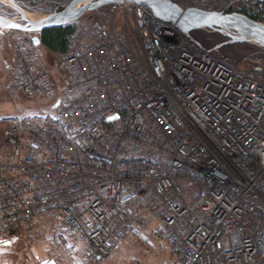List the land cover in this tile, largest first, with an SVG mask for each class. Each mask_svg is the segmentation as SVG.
Returning a JSON list of instances; mask_svg holds the SVG:
<instances>
[{
  "label": "built area",
  "instance_id": "2783aa9c",
  "mask_svg": "<svg viewBox=\"0 0 264 264\" xmlns=\"http://www.w3.org/2000/svg\"><path fill=\"white\" fill-rule=\"evenodd\" d=\"M173 1L224 12L247 0ZM112 7L122 25L92 16L62 75L36 32H11L10 85L52 103L59 74L68 98L0 127V237L53 219L72 264L126 263L144 238L165 243L166 264H264V68L219 57L146 5Z\"/></svg>",
  "mask_w": 264,
  "mask_h": 264
},
{
  "label": "rangeland",
  "instance_id": "374dc122",
  "mask_svg": "<svg viewBox=\"0 0 264 264\" xmlns=\"http://www.w3.org/2000/svg\"><path fill=\"white\" fill-rule=\"evenodd\" d=\"M14 1L20 8L25 9L28 12L35 13L38 16H43L48 12L62 7L68 0ZM256 2H260L262 4L264 0H247L244 4L236 7L235 11H246L250 13L253 4ZM112 10L113 7L111 5H106L96 10L85 12L75 22H73L75 23V33L73 36L72 46L79 47L87 45L89 42L87 30L90 18L95 16L99 11H102L103 14L107 16L110 14L112 15L114 13ZM0 13L15 18H18L20 15L12 5L3 1H0ZM111 20L113 21V25L115 27L121 26L122 14L118 13L117 15L115 12L111 16ZM258 21L264 23V20L260 19ZM10 32V30H4L3 35L7 33L10 37ZM222 36V39L215 42L211 49L218 56L221 54H218L217 52L219 50H223V46L233 44L228 43L229 38L224 33H222ZM6 42L2 44V49L4 54L8 56L9 53H7V51L9 50L7 47L9 46L10 48V45L6 44ZM241 43H245V45L243 47L234 48V52L232 54H240L242 57L237 59L236 56H230V58L226 60L239 63L240 65L249 68H264V59L260 56L261 51L252 46H256L258 48L261 47L252 42ZM41 54L48 64L59 65L61 75L64 73L63 54L48 52L44 49L41 50ZM228 55H230V53H228ZM4 74L2 63L0 61V76ZM52 83L57 96L62 98L63 101H66L68 97L63 92L62 81L59 74L53 77ZM50 108L51 104L46 99L35 98L20 91L10 92L1 84L0 81V122L7 116L11 118L16 114L37 115L38 112H46ZM0 127L2 126L0 125ZM24 229L14 237L13 242H11V240L0 239V264H72L69 257H67L66 253L63 251L61 240L59 239V234L63 233L64 230L58 225V223L55 222V220H37L34 224L27 227V229ZM70 236L75 240L77 247L81 248L78 238L72 233ZM5 241H8V243H5ZM159 241H161V238L158 239V242ZM161 245L163 247L162 252L158 250L156 243L150 238L138 239V241H129L126 247V255L128 257V261L126 263H120V259L113 255L104 264H166L170 260L171 254L165 243H161ZM31 246H38L39 251L43 252V254L45 253L44 257H34L30 250Z\"/></svg>",
  "mask_w": 264,
  "mask_h": 264
},
{
  "label": "water",
  "instance_id": "95a60500",
  "mask_svg": "<svg viewBox=\"0 0 264 264\" xmlns=\"http://www.w3.org/2000/svg\"><path fill=\"white\" fill-rule=\"evenodd\" d=\"M1 1L12 5L20 15L15 18L0 14V35L4 29L41 32L46 28L71 24L87 11L110 4L134 2L146 5L156 17L173 24L191 40L193 39L190 35L192 30L208 29L224 33L229 38L228 43L252 42L264 49V23L238 11L181 9L173 0H68L61 8L31 19L26 14L32 12L20 8L14 0ZM12 25H19V27H12ZM34 43L40 44V37L35 36ZM57 105L58 101L53 107Z\"/></svg>",
  "mask_w": 264,
  "mask_h": 264
},
{
  "label": "trees",
  "instance_id": "16d2710c",
  "mask_svg": "<svg viewBox=\"0 0 264 264\" xmlns=\"http://www.w3.org/2000/svg\"><path fill=\"white\" fill-rule=\"evenodd\" d=\"M61 8V7H59ZM233 11V9H227L225 12ZM248 17L254 20H264V2L261 4L260 2H256L253 4L252 10L250 13L246 11H239ZM75 33V23L64 24L60 26L50 27L42 30L40 32V40L42 47L44 50L48 52L63 54L74 47L72 46L73 36ZM190 35L195 39L203 48L212 49V45L222 39V33L218 31H211L208 29H195L190 32ZM245 43H233L227 44L223 46V50H219L217 53L221 54L219 56L229 59L230 56H236L237 59H240L242 56L232 54L234 52V48L243 47ZM257 50L261 51V58L264 59V49L258 48L256 46H252ZM230 53V55H228ZM224 55V56H223ZM239 64V63H237Z\"/></svg>",
  "mask_w": 264,
  "mask_h": 264
},
{
  "label": "crops",
  "instance_id": "0c3cea01",
  "mask_svg": "<svg viewBox=\"0 0 264 264\" xmlns=\"http://www.w3.org/2000/svg\"><path fill=\"white\" fill-rule=\"evenodd\" d=\"M5 42H6V44L10 45V48H9V46L7 47L9 50V51H7V53H9L8 56L4 54L3 49H2V44ZM10 57H11V42H10L9 35L6 33L5 35H1V38H0V61L2 63V67H3L4 73H5L4 75L0 76V81H1V84L3 86H5L6 89H8L10 92H15L17 90H15L11 87L10 82H9V78H8V73H7V62L10 59ZM11 118L8 116L5 117V119L0 122V125L5 126Z\"/></svg>",
  "mask_w": 264,
  "mask_h": 264
},
{
  "label": "flooded vegetation",
  "instance_id": "af4514ba",
  "mask_svg": "<svg viewBox=\"0 0 264 264\" xmlns=\"http://www.w3.org/2000/svg\"><path fill=\"white\" fill-rule=\"evenodd\" d=\"M31 247H30L31 248V252H32L34 257H37V258H39V257L43 258L44 257L45 253L43 254V252L39 251V247L38 246H36V247L35 246H31Z\"/></svg>",
  "mask_w": 264,
  "mask_h": 264
},
{
  "label": "bare ground",
  "instance_id": "6f19581e",
  "mask_svg": "<svg viewBox=\"0 0 264 264\" xmlns=\"http://www.w3.org/2000/svg\"><path fill=\"white\" fill-rule=\"evenodd\" d=\"M0 1H1V0H0ZM26 16H27L28 18H31V19H35V18H38V17H39V16L36 15L35 13H27Z\"/></svg>",
  "mask_w": 264,
  "mask_h": 264
},
{
  "label": "snow or ice",
  "instance_id": "6c2138e0",
  "mask_svg": "<svg viewBox=\"0 0 264 264\" xmlns=\"http://www.w3.org/2000/svg\"><path fill=\"white\" fill-rule=\"evenodd\" d=\"M12 27H19V25H12ZM5 243H8V241H5Z\"/></svg>",
  "mask_w": 264,
  "mask_h": 264
}]
</instances>
